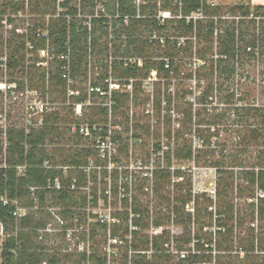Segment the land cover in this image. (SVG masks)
<instances>
[{
    "label": "trees",
    "instance_id": "trees-1",
    "mask_svg": "<svg viewBox=\"0 0 264 264\" xmlns=\"http://www.w3.org/2000/svg\"><path fill=\"white\" fill-rule=\"evenodd\" d=\"M158 1L143 0L139 7L136 0H0V66L7 67L13 78L28 68L44 90L46 82L56 92L62 89L57 93L65 100L69 82L75 84L70 89L79 95L70 99L77 105L88 101L89 86L101 89L106 96L92 93L91 98L103 105L87 109L94 111L93 123L107 125L111 113L110 124L115 128L111 139L117 147L109 176L108 161H100L95 150L82 148L78 133L59 125L58 113L47 115L43 127L27 137L33 147L27 178L18 180L14 170L8 172L10 196L23 197L27 192L19 187L34 185L40 209L77 208L75 196L83 193L45 190L63 174L42 167L46 161L69 167L64 186L70 187L76 179L84 188L89 180H98L97 170L85 172L89 161L96 159L94 167L102 169L104 180L114 182L115 195L123 191V201L129 203L133 215L131 224L129 215L119 225L105 220L91 224L84 234L90 244L87 251L76 261L69 254L51 264H109L110 258L120 260L119 264H264V198L258 196L264 193V103L257 101L249 85L256 84L251 80L254 67H247L264 58V7L252 10L247 1V5L224 9L210 6L208 0H169L159 8ZM198 11L203 12L202 18H191ZM18 22L26 24L25 33L17 32ZM7 26L13 27L8 30ZM182 58L190 59L191 67H179ZM90 68L97 71L94 78L89 76ZM173 80L182 82V89L175 93L171 92ZM147 82L152 89L146 90ZM78 83L86 89L77 87ZM112 85L132 91L111 90ZM138 107L145 109L144 117L132 111ZM221 130L227 135L224 145L214 148L213 139L220 137ZM102 136H108V129ZM8 138L13 143L10 165L16 156L23 162L25 131L9 130ZM62 143L67 147L48 150ZM131 145L139 148L140 169H147L131 172L123 163L138 156L137 151L130 155ZM185 163L215 170V198L195 193L191 170L182 168ZM235 193L236 199L250 202L251 210L250 221L240 219L236 227ZM92 196L98 202V196ZM88 197L82 199L81 209ZM11 210L0 204L6 233L14 227ZM37 214L22 224L40 229L51 219L48 213L45 218ZM77 217L88 222L87 213ZM213 220L215 237L204 231L214 226L206 223ZM245 223L251 226L238 241L235 230ZM170 227L181 228L183 233L165 230ZM33 239L20 233L6 240L2 264L38 262L40 255L29 253L38 248ZM109 240L115 244L110 245L113 252L105 250ZM18 242L22 248L17 261L10 252ZM119 244L125 252L117 250Z\"/></svg>",
    "mask_w": 264,
    "mask_h": 264
},
{
    "label": "rangeland",
    "instance_id": "rangeland-1",
    "mask_svg": "<svg viewBox=\"0 0 264 264\" xmlns=\"http://www.w3.org/2000/svg\"><path fill=\"white\" fill-rule=\"evenodd\" d=\"M208 1H212V0H208ZM233 2V0H218L215 1V5L222 7L224 9H229L232 7H238L239 5H247L248 3H242V1H238L236 2V4L232 5V6H226V3H231ZM163 6V5H162ZM252 10H254V7L250 6ZM26 13H24L25 15H28V12L25 11ZM159 15L160 17H165L166 15H164L163 12L160 13L159 11ZM22 18H24L23 13L21 15ZM30 19V15L29 17L27 16V19L25 20H29ZM16 25H18L21 29H23L22 27L25 26L26 24L24 22H18L16 23ZM31 57V55L28 56V60ZM190 59H184L182 58V60L180 61L179 67H191ZM46 66V64H44ZM140 66H142V62H140ZM195 67V66H193ZM247 67H254L251 68L252 74H251V80H256V84H249L250 87H252V89H254V91L256 92V98L257 101H260L261 103H264V98L259 94V92L262 90L261 87H264V83L262 81H264V58H262L260 61H256L253 62L251 64V66H247ZM44 68V66H43ZM27 69V73L25 74H18L16 73L14 78L23 80L25 83V88L26 89H30L31 87H34L35 89H37V94H32L29 95V98L31 100L32 103H34V107L36 112L38 113V115L36 116L37 121H41L43 119V114H42V106H45L46 109L50 108L52 109V113H58L60 116V126L62 127H72V126H67V123H71V125H74L75 123L78 124L82 121V119L78 118L76 119L75 117H73L74 113L73 111H71L72 106L74 104V102L72 100H65L64 97L58 95V91L61 92L62 89H59L56 92V89H54V87H52L51 84H48L46 82V87L45 90L43 88V84H40L34 77L30 74V71ZM29 72V75H28ZM40 73L43 72V70L39 71ZM97 74V71L95 69H91L90 68V73L89 76L91 78H94ZM13 73H7L5 66H0V82L4 81L5 83L7 81H10L12 77ZM25 75V76H24ZM28 79V82H27ZM93 80V79H92ZM38 82V83H37ZM90 83V82H89ZM148 84L145 85L146 90L147 89H152V84L150 82H147ZM181 80H173L172 81V88H171V92L175 93V91H177L178 89H182L181 86ZM184 84L189 83V82H183ZM75 85V84H74ZM73 84H70L68 86V89H70L71 87L74 86ZM192 85L194 86L195 83H192ZM77 87H80L81 89L85 90L86 89V85L81 86V84H76ZM119 87V86H117ZM118 88H113V90H117ZM126 90V91H125ZM0 91H1V95H0V125L1 127L3 126H7L8 130L11 129H17V128H22L23 127V122L21 121V114L23 112V106L21 103L18 102H14V100L11 101L10 98H8V100L6 99V91H7V87L5 86H1L0 84ZM120 91L123 92H131V88L127 87H121ZM56 92V93H55ZM11 98H13L12 95H10ZM261 99V100H260ZM93 101V99H92ZM106 104L109 106L110 102L107 101ZM104 104V106L106 105ZM102 104V102L100 100L96 101V104H94L93 106L98 108L100 107ZM144 108L138 107L136 110L135 108L132 109L133 112H135L137 114V117H144ZM46 111V110H45ZM50 114H45L44 118L46 117V115H50ZM94 114L93 110L87 109V107L84 108L83 110V115L86 116V121L88 120H94V118H92V115ZM2 115V116H1ZM6 118L7 121H6ZM95 120H99L97 118H95ZM146 121V119H144V122ZM66 122V123H65ZM64 123V124H63ZM153 125H155V121L153 120ZM75 124V125H76ZM102 126H104L105 124L102 123ZM4 128H0V150L3 149V143H4V138L3 135L1 134L2 131H4ZM221 135L220 137L217 139H213V144L216 145L215 147H218L217 145H220L221 143L224 145V139L227 137V135L223 132V130H221ZM79 140L77 139L76 142H78ZM82 142V144L86 143L88 144L87 141L83 140V141H79ZM195 143V147L199 146V143L197 140H194ZM89 145V144H88ZM227 145V144H226ZM61 148H64L65 145L64 143H62L61 145H59ZM57 145L54 146H49L48 150L49 151H53L56 150L58 148H60ZM232 149L231 146L227 147V151L230 152ZM137 151V155L134 157H131L130 160H124L123 163L126 164L128 166L129 169H131L130 171L132 172L134 171H142L144 169L147 168H141L140 169V164H139V160H137V157H139V148L135 147V145H131V153L130 155H133V152L135 153ZM216 159V158H215ZM4 157H2V152H0V164H2L4 162ZM94 162H96V160H94ZM181 164H176V167H179ZM183 165V164H182ZM183 169H187V170H191L192 172V177H193V187H194V191L195 193H205L210 195L211 197L215 198L216 196V181H217V175L215 170L213 169H198L196 168L193 164L190 163H185L182 166ZM113 170V168L109 167L108 168V172H109V176L112 174L111 171ZM97 177L98 180L97 182H94L93 180L91 181V187H90V191L87 189H83L80 190V193L83 194H76V198L78 201V205L77 208H66L65 206H60V208H56V209H49L52 213H55L56 216H52L53 219H48L46 221H51V224L53 225V228L55 229V232L52 234L54 237L57 238V245H59L60 247H62L63 249H68V251H70V253H76L77 251H81L83 249H87L90 247V244H88L89 242L84 241V234L85 232L90 228L91 224L97 223L98 221H102L105 220L107 222H109L110 224H114V223H120V219H125L127 218V215H129V224H131L133 215L131 214V211L129 209V203H125L123 201V191H120L121 193H119L118 195H115L114 192V187L113 184L114 182L111 181L109 178L104 180L103 179V175L100 174L102 172L101 168L97 169ZM95 175V174H94ZM69 176V175H68ZM67 179V178H66ZM124 183V181H123ZM108 190L107 193H104V190ZM93 193H95L98 196V202H96V204H92L89 205V198H87V205L85 206V208L81 209L82 207V199L87 195H93ZM233 200H234V204H235V211H236V215H235V221L234 224L235 227L237 226V222L239 223L240 219H243L244 222H249V217L248 215L251 214V210L250 207L248 206V202L247 200H245V198L243 199H236L237 193H235L233 195ZM139 201L144 202L145 198H139ZM92 203V202H91ZM26 204L28 205L29 202L26 201ZM47 211V210H46ZM46 211L44 212H40L41 215L39 217L41 218H45L46 215L45 213H47ZM79 211H83V212H79ZM72 213V214H69ZM76 213V215H75ZM78 213H87L88 216V222H85V220H81L77 217ZM206 223H212L214 224V226L212 228H206L204 231L205 233H212L213 237H215V232H216V227H215V220H213V222L211 221H207ZM246 224V223H245ZM251 226V224H246L245 227L240 228L239 226L237 227V229L235 230V236L237 238V240L239 241L242 238H245V236L247 235V229L248 227ZM125 224L120 225V228H124ZM240 228V229H239ZM165 230H169L170 232H172V234L175 235H181L183 233V230L181 228H176V227H170L167 228ZM67 235H70V237H67ZM209 236V234H208ZM2 242H3V237L0 236V264H2ZM114 244L113 241L109 240V242L105 245V250L111 251L113 252L114 249L110 247V245ZM115 245V244H114ZM117 250L121 251V252H125V246L119 244L117 245ZM79 257H75V261L78 259ZM112 264H119L121 261H115V260H110Z\"/></svg>",
    "mask_w": 264,
    "mask_h": 264
},
{
    "label": "built area",
    "instance_id": "built-area-1",
    "mask_svg": "<svg viewBox=\"0 0 264 264\" xmlns=\"http://www.w3.org/2000/svg\"><path fill=\"white\" fill-rule=\"evenodd\" d=\"M14 1H18V0H14ZM167 1L169 0H159L158 1L159 8H161L162 5H165ZM215 1L217 0L208 1V4L210 6H216ZM26 2L28 3V0H26ZM136 4L140 7L141 4H143V0H136ZM202 15H203V12L198 11L191 18L193 19L202 18ZM164 18H166V16ZM257 20L259 21V19ZM12 27L13 26L11 27L7 26V29L8 30L12 29ZM17 32L22 34V33H25V30L19 28ZM5 69L7 71V67H5ZM66 77L67 76L65 75L64 78ZM27 82H28V79H27ZM0 84L1 86L7 87V91H6L7 100L8 98H10L11 101L14 100V102H18L22 104L23 112L21 114V121L23 122V127L17 128L14 130L25 131L26 133V139L22 142V147L24 148V152H25V155H24L25 159L23 162H21L19 160V157L16 156V160H15L16 162L10 165L9 161L10 159H13L10 153V148L12 147L13 143L8 138L9 130L7 129V126L5 125L4 127L3 126L1 127L0 125V128L5 129L1 133L4 138V143H3L4 145H3V149L0 150V152H2V157H4L5 160L2 164H0V204H2L4 207L12 208L10 212V216L12 220L14 221V227H13L12 232L10 233L5 232L4 223L0 221V236L3 237L2 248L6 240L10 238H17L20 233H23V234L33 235L34 236L33 241L35 243L34 245L38 247L37 249L33 248L29 250V253L31 254L35 253L37 255H40V260L34 264H51V261L58 259V258L62 259L64 256L69 255V254H72L75 257H78L79 254L84 253L85 251H87V249L77 251L76 253H70L68 249H63L62 247L57 245V238L52 235L55 232V229L53 228L51 221H47L45 226L40 229H33L29 225L24 226L22 224L23 221L27 220L29 217L34 216V215L37 217L38 216L37 213L44 212L46 210H47L46 212L51 215V220L53 219L52 216H56L55 213H52L50 211L51 209H56V208H53L52 206H47V208L45 209H40L38 207L37 200H36V193L38 191V188L36 186L28 185V186L19 187V190H22L27 193L23 197L16 196L15 198H12L10 196L8 189H7L9 170H14L16 172L18 180L27 178L29 171L32 169V166L28 161V157H29L31 149L33 148L32 145L29 144L27 137L28 135L31 134L32 131L38 130L43 127L44 119H45L44 115L50 114L52 112V109L50 108L46 109L45 106H42L41 112L43 114V119L41 121H37L36 116L38 115V113L35 110V107L33 105L34 103H32L29 98V95L37 94V90L33 89L32 87L30 89H26L24 81L17 79V78H11V80L7 81L6 83L4 81H1ZM70 84L71 82H69V85ZM114 86L115 88H118L117 90L120 89V87H117L118 85H112L111 90H113ZM88 93H89V99L85 104H78V105L73 104L72 106V109L74 111L73 117H75L76 119L80 118L82 119V121L78 124L75 123L76 125L75 124L71 125L70 123V124H67V126L69 125L72 126V127H69V129L72 130L73 134L78 133L82 141L83 140L87 142L89 141L88 142L89 145L84 143L81 146L82 148L85 147L87 149L95 150L97 152L98 159L100 161H108L109 164L107 168L111 167L114 169V166L111 161H112L113 154L117 150V147L111 139V135L113 131L115 130V128L112 127V125L110 124L111 113H110L109 123L107 125L105 124L104 126H102L100 123H93L91 122V120L86 121L87 118L85 115H83V110L85 107L87 108L94 107L93 106L94 100L92 101V98H91L92 93H99L101 96H106L107 94L102 92L101 89L92 87V86H89ZM0 95H1V91H0ZM10 95H12L13 98H11ZM78 95H79V92H74V91H71V89H69V97H68L69 100H71L70 99L71 96H78ZM109 106H111V103ZM7 119L8 118H6V121ZM105 129H108V136L106 138L102 136V132ZM66 147L67 146H65L64 148ZM94 160L96 159H91L89 161L90 166L85 170L87 174H90L92 169L97 170L99 168V167L98 168L94 167L96 165V162H94ZM42 168L46 171H56V172L63 174L62 175L63 178H61L60 176L57 177L54 182V185L50 182L49 186L45 190L57 191V192L69 190L71 192H76V193H80V190H83V189H87L90 191V187H91L90 180L88 181V184L84 188H80L78 186L76 179L72 181V184L70 185V187L64 186L63 180H66V178H68L69 170H70L69 167H65L60 164L59 165L54 164L52 161H46ZM2 180H4L3 184H2ZM258 196L260 198H264V193L259 192ZM89 197L88 198L90 200L88 204L89 205L96 204L93 196L91 197L89 195ZM29 200L33 202V206H31V203H29L28 205L26 204V201L28 202ZM58 208L60 207H57V209ZM67 237H70V235H67ZM21 246L22 244L18 242L16 245V248L11 250L10 252L11 255L17 258V261H18V255H19L18 251L22 248ZM110 260L112 259L111 258L109 259V264H112ZM71 264H74V263H71Z\"/></svg>",
    "mask_w": 264,
    "mask_h": 264
},
{
    "label": "crops",
    "instance_id": "crops-1",
    "mask_svg": "<svg viewBox=\"0 0 264 264\" xmlns=\"http://www.w3.org/2000/svg\"><path fill=\"white\" fill-rule=\"evenodd\" d=\"M238 1H242V3L248 1L252 7H257V6H263L264 7V0H233V2H231V3H226V6H232L233 4L235 5L236 2H238Z\"/></svg>",
    "mask_w": 264,
    "mask_h": 264
}]
</instances>
